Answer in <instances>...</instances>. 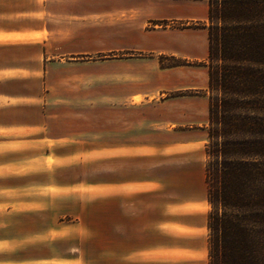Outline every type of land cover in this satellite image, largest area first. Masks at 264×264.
I'll return each mask as SVG.
<instances>
[{
  "label": "crops",
  "instance_id": "0c3cea01",
  "mask_svg": "<svg viewBox=\"0 0 264 264\" xmlns=\"http://www.w3.org/2000/svg\"><path fill=\"white\" fill-rule=\"evenodd\" d=\"M207 14L208 0H0V148L16 132L17 142L32 137L66 144L69 129L46 138L45 124L55 115L45 110L96 108L97 154L113 157L111 175L99 173L96 184L98 203H111L113 264H147L153 251L189 250L186 242L195 239L177 233L169 245L161 230L169 221L167 179L153 173L152 162L160 161L161 170L163 157L194 149L202 135L192 125H208L207 95L165 97L207 87V66L197 72L160 64L162 56L206 60ZM167 22L197 25L178 29L163 26ZM103 52L116 56L95 69L80 60ZM76 154L87 153H55ZM199 201L177 199L176 227H194L185 221H194L195 213L184 208ZM53 260L76 258L47 254L15 263Z\"/></svg>",
  "mask_w": 264,
  "mask_h": 264
},
{
  "label": "rangeland",
  "instance_id": "374dc122",
  "mask_svg": "<svg viewBox=\"0 0 264 264\" xmlns=\"http://www.w3.org/2000/svg\"><path fill=\"white\" fill-rule=\"evenodd\" d=\"M196 25L163 24L178 29ZM82 56L80 60L88 61V66L95 69L99 61L112 59L116 54L103 52ZM160 64L197 72L206 66L205 60L170 56L160 57ZM202 95L208 96L207 87L168 91L165 97ZM71 110V114L57 108H47L44 112L45 116L55 115L50 118L53 121L45 124L46 138L61 135L69 129L72 138L68 143L55 144L54 140L41 141L32 137L17 142L13 139L18 135L16 132L9 133L8 144L0 148V264H18L15 260L19 258H38L47 254L57 259L72 255L76 261L53 260L40 264H113L111 203H98L96 186L99 173L105 177L111 175L113 157L97 154L96 108L81 112V109ZM12 116L16 117L10 113ZM24 117L36 118L38 114L25 112ZM192 126L196 133L202 135L194 149L163 157L161 170L157 167L160 161L152 162L153 173L162 175L168 184L163 191V200L167 197L169 202V221L161 230L168 232L169 245L174 244L173 234L191 235L194 241L186 242L185 246L192 250L153 251L148 255L147 264H207V214L210 205L204 200L206 189L203 181L207 160V123ZM72 151L87 154L55 155ZM182 196L200 199L184 208L195 213L194 221H185L194 227L182 229L174 225L177 222L174 217L181 211L175 203ZM47 228L51 231L41 232L40 239L38 235L33 236L34 232ZM9 260L14 262L8 263Z\"/></svg>",
  "mask_w": 264,
  "mask_h": 264
},
{
  "label": "trees",
  "instance_id": "16d2710c",
  "mask_svg": "<svg viewBox=\"0 0 264 264\" xmlns=\"http://www.w3.org/2000/svg\"><path fill=\"white\" fill-rule=\"evenodd\" d=\"M206 27L208 264H264V0H208Z\"/></svg>",
  "mask_w": 264,
  "mask_h": 264
},
{
  "label": "built area",
  "instance_id": "2783aa9c",
  "mask_svg": "<svg viewBox=\"0 0 264 264\" xmlns=\"http://www.w3.org/2000/svg\"><path fill=\"white\" fill-rule=\"evenodd\" d=\"M170 24H172V23H170Z\"/></svg>",
  "mask_w": 264,
  "mask_h": 264
}]
</instances>
